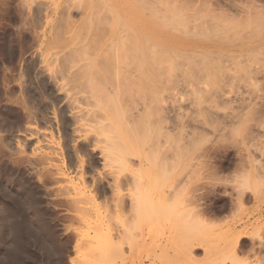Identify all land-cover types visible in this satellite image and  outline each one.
Segmentation results:
<instances>
[{
    "label": "rangeland",
    "instance_id": "1",
    "mask_svg": "<svg viewBox=\"0 0 264 264\" xmlns=\"http://www.w3.org/2000/svg\"><path fill=\"white\" fill-rule=\"evenodd\" d=\"M117 1L124 10L125 0ZM145 1L150 11H163L170 15V19L174 16L172 18L175 20L187 18L182 19L187 25L182 21L183 27L182 24L176 26L175 32L173 28L172 31H166L167 27H161L163 34L161 41L175 35L174 48L204 44L211 48L210 50L230 53L231 58V61H222L224 65H229L228 71L219 72L226 76L224 81L221 80L224 82L221 92L223 95L211 102V93L207 91L209 86L199 83V86L204 87L201 89L197 85L198 81H207L210 76L201 73L202 77L201 71L197 70L202 63L200 59L196 57L197 62L195 57L176 53L175 50L159 53L158 59L162 61L157 62V65H160L157 67L158 71L172 77L177 75L179 77L175 78L182 79V83L183 78L186 79L183 83L186 86H183L178 99L180 104H183L179 112L183 114L182 120L186 122L184 124L195 120L198 124L178 130L179 132L182 129L179 134H183L186 142L191 139V145L188 147L191 152L186 154L181 150L183 161L196 165L184 172V180L180 186L182 195L178 208L186 211V213L183 211L185 218L179 213L183 222L178 221L179 217L174 218L179 215L173 213L175 200L171 198L173 204L170 203L167 191H165L167 194H164L165 197L168 196L165 200L164 195L163 199L160 198L165 192L161 193L159 190H155V193L154 190L151 191L147 199L145 195L148 193L145 192V195L143 193L144 198L141 194L142 191H147L143 188L146 184L142 185V181L140 182L142 184L138 182V187L131 185L133 189L128 185L126 187L125 184L123 188H119L118 193H124L128 205L125 207L127 210H121L119 205L117 206L119 199L117 200L116 193L114 194L117 188L109 189V185L106 184L108 182L105 181L94 185L92 181L94 170L101 172L103 174L101 176L104 177L110 172L109 167L105 170L95 161L96 154L93 153L91 144H88L92 143L89 139L93 137V132L88 133L86 128L95 127L96 121L100 119L96 117L98 115H90V120L97 119L95 122L89 121L87 117L81 120L83 121L81 127L87 130L82 131L84 134H91L88 135L90 138L87 140L83 136L84 139L80 141H72L78 149L80 147L85 164V180L91 183L89 186L85 182L87 189L90 190V194L88 191L86 193L93 195L92 191L95 190V200L93 196L89 197L91 200L86 197L87 201H90L83 204L85 209L89 210L88 213H91V217L80 220L74 215L73 207H70L72 200H67L61 195V185L66 184V180L63 179L65 180L63 183L61 178L55 182L58 183L60 180L62 184L60 181L58 184L45 183L46 186L49 185V191L51 190L49 195L42 194L48 211L51 212L50 217L29 216L22 219L16 215L15 209L9 203L20 187L21 167L27 166V162L34 157L31 152L32 146L41 136L42 143L55 145L58 152L66 155L64 141L69 139L71 142L70 127L74 122L66 111L67 104L63 105L60 101L63 94L55 89V83L53 85V81L50 80V73L58 74L63 66L69 67L84 56L86 58L83 61H92V64L97 61L94 73L98 79L104 80L105 70L104 68L100 70L99 66L106 54L103 45L106 38L102 23L97 27L94 25L96 28L90 32L92 27L91 24L89 26L91 21L88 20L91 18L84 19L86 13L83 10H74L71 15L63 14L62 11L57 12L53 16V24L50 25L48 34L44 36L46 18L42 7L23 0H0V264H264V0ZM138 7L140 6L137 4V13L142 8ZM141 10L149 12L143 8ZM199 16L202 18L198 19ZM205 19L207 22L196 28V33L193 34L192 31L188 33L193 34L191 37H187L186 32L179 34L177 31H183L184 29L181 30L180 27L187 28L188 24L192 30L194 25ZM212 20L218 21L215 22L218 25L219 22L223 23L222 26L226 23L227 26H219L223 29L228 27L231 37L216 40V32L205 28L206 23H211ZM178 22L180 24V21ZM51 51L57 54H54L50 67H45L40 57ZM51 67L53 72H50ZM100 74L102 76H99ZM70 90L77 110L89 107L84 91L80 93L79 90ZM166 90L174 91L171 83L167 85ZM177 103L178 101H175V104ZM206 111L210 115L206 116ZM225 112L234 114L235 118L225 119L223 115ZM197 119L200 121L208 119L209 124H199L200 121ZM230 119L234 120L230 122ZM212 123L218 127L215 129ZM167 124L170 125V122ZM173 131L177 133V129L171 130L170 135H175ZM70 142L69 145L74 147L75 144ZM195 145L198 148H195ZM58 146L60 148L63 146V151ZM173 150L174 148H171L165 151V154H171ZM60 152L59 159L54 158L58 163L64 157ZM133 160L137 163L136 159ZM123 170V174L134 172L135 176L140 175L144 179L152 178L153 175L149 170L138 174L134 166ZM29 171H33L32 168ZM27 174L30 175L29 172ZM241 175H248L251 184L259 183L260 189L256 193L251 190V185L249 189L244 188L243 200L240 202L237 201L236 187L241 183L237 182ZM150 179L148 182L152 180ZM145 182L147 183V180ZM93 186H96L95 189ZM132 192L138 194L137 198L140 196L138 199L140 203L134 211L131 206L129 207L132 201L129 202V196L127 197L130 195L128 193ZM172 193L169 191L170 196H173ZM82 195L80 194L79 198ZM151 195L157 196L160 204L164 203L165 206L167 204V211L172 210L173 214L167 212L164 205H161V208L165 209L166 216L161 214L157 209L158 199ZM149 197L153 203L151 206L155 208L156 205L155 210L159 213L153 211L146 218L149 211L145 213L144 210H148L146 208L150 202ZM167 199L170 201L169 204ZM116 201L118 203L115 204ZM145 202L147 207L143 204ZM140 205H144L145 209L143 210L142 206L140 208ZM152 207L151 211L154 210ZM162 209L160 211H163ZM29 210L31 215L37 214L38 211L35 208ZM153 213L163 216L156 215L157 218ZM151 215L155 216V219ZM188 218L190 222L185 220ZM184 220L189 224L187 225Z\"/></svg>",
    "mask_w": 264,
    "mask_h": 264
},
{
    "label": "bare ground",
    "instance_id": "2",
    "mask_svg": "<svg viewBox=\"0 0 264 264\" xmlns=\"http://www.w3.org/2000/svg\"><path fill=\"white\" fill-rule=\"evenodd\" d=\"M23 1L27 3H34L35 5H38L44 9L45 18H46V26L43 31L44 36L48 34V29L50 28V25L53 24V20H54L53 16L59 11H62L63 14L68 13L69 15H71L74 10H81V11L83 10L84 13H86L83 18L84 19L91 18V20L90 19L88 20L89 22L91 21V23H89V26L91 24L90 27H92L90 29V32H93L94 29L97 26H100L101 23L104 24L106 43L105 44L102 43V44L105 45L106 54L103 58V62L101 63V66H99V69L101 70L102 68H104L105 70L104 72L106 75L104 80L98 79L97 74L94 73V69H95L94 67L97 65L96 64L97 61L96 63L93 64L92 61H88V62L87 60L83 61V59L86 58L84 56L79 58V60L76 63L70 65L69 67L63 66L58 74L50 73L49 75L47 70H45L46 74L51 77L48 78H50V80L53 81V85L55 83V87H56L55 89L60 91L59 93L63 94L62 95L63 97H61L60 101H62L63 105L67 104L66 111H68L67 112L68 116L72 118L71 121L74 122L73 125L70 127L72 129V131L70 132L72 133V136L70 135L71 142L68 141L69 139H66L64 141L65 144L63 142V144L65 145L66 155L64 154L62 155V153L59 151L61 155L64 157L60 155L62 158L59 160L61 162L58 163V161L56 162L54 159L55 157H58L59 159V152L54 147L55 145L53 146L42 143L43 141L40 140L41 136L38 133L39 130L37 131L40 137L37 140V143H35L31 148V152L34 157L32 156L33 159L30 160L29 163L27 162V166L21 167L20 169L21 173L19 174L20 187L17 188V193L15 194L16 196H14V198L9 203V205L15 209L16 215H18L22 219L28 218L29 216L31 217L39 216L41 218L50 217L51 212L48 211L49 210L47 208L48 205L46 204L45 197L42 194L45 193V195L46 194L49 195L50 194L49 192L51 190L49 191L50 187H48L49 185L46 186L45 183L47 182L54 183L55 181L61 178L62 180L63 179L66 180L65 186L64 184L61 185L63 187V188L61 187L62 189V191H60L61 195H64L65 199L67 198V200L68 199L72 200L73 204L70 202L72 206H70V204L69 206L73 207L72 209L74 210L75 213L74 215L77 216V218H79L80 220L89 218V216L91 217V213H88L89 210L87 211V208L85 209L83 204L91 200V198L89 197L95 196L94 195L95 190L92 191L93 195L92 194L88 195V193H86L88 191L90 194V190L87 189L88 188L87 185L89 183L86 182L87 179L85 180V176H86L85 164L83 162L84 160H82L81 157L80 147L78 149V147H76V144L74 142L78 140L80 141L83 138V136L85 139L88 140L91 136V134H88L90 135L88 136L87 133L84 134V131H82L85 128L81 127V123L83 122L81 120L83 119L85 120L88 118V120L92 122V120L94 119L90 120L91 118L90 115L92 116L98 115L96 117L97 118L99 117L100 119L98 118L99 120L96 119L97 121L96 120L93 121V122L96 121L95 127H93L91 124L93 128H86L88 129V133L89 131L93 132L92 134L93 137L90 138L91 140L89 139V141H91L92 143H88L87 141L86 142L89 145L91 144L90 145L91 149L93 153L96 154L94 156V154L92 153V155L96 159L95 161L101 164L105 170H107L106 167H109L110 172L108 174V172L106 171L107 174L105 175L104 173L105 175L104 177L101 176L103 175L101 172L94 170V168L92 167L93 168L92 171L94 170L95 172V173L92 172L93 173L92 181L94 185L100 183L102 184V182L104 183L105 181L108 182L106 184L109 185L110 187L109 189L117 188V190L114 189L113 190L115 191L114 194L116 193L118 195L117 196L115 194V197L117 198V200L119 199V203L117 201L114 203L115 204L118 203L117 206L119 205V208L121 210L126 209L125 207H127L128 205L124 193L121 194L119 192L121 195H119L118 193V191H120L119 188L122 186L124 187L125 184L126 187L127 185L130 187L131 185L133 187L134 186L136 187L138 182L139 184L143 183L142 185L146 184V187L143 186V188H146L147 191H142L141 193L143 198L145 192L148 193L145 195L147 198L149 193L153 190H154L153 193H155V190H159V192L161 193L167 191L168 194L165 192L162 195L161 193H158L156 191L158 194L161 195V197L158 195L160 198H162L164 194L165 195L167 194L169 196V197L168 196L165 197L164 195V200L167 197L168 199L170 198V201L172 199L175 200L174 202L173 201L170 202L167 199L168 204L169 202L174 203V204L172 203L174 206V207L172 206L174 212L172 210L171 212L167 211L168 206L167 204L165 206V204L163 203V205L165 206L164 208H166L167 212L170 213L176 212L175 215H179V213H181L183 214V215L180 214L181 217L184 216L183 218H185L186 211L182 208H181L182 210L178 208L180 205V198H181L180 196L182 195L181 193L182 188H180V186L182 185L184 180L183 179L184 172L187 171V169L194 168L196 165L195 163L191 164V162L189 161L187 162L183 161L182 159L183 152H181V150L185 151L186 154H189L191 152L190 149H188V147L191 145V139L187 140L186 142L183 139L184 138L183 134H179V132H181L182 129H185L188 126L191 125L194 126L197 123L195 120V121H189L187 124H184L186 122L182 120L183 114L179 112V109H182L183 104H180L178 99H180L183 86L184 87L186 86V84L185 85L183 84L186 79L183 78L184 80L182 83V79L181 80L176 79L179 76L176 75L177 76L176 77L173 75L174 77H172L168 74L166 75L165 72L158 71L157 67H160V65L158 66L157 62L162 61V59H158L159 53H165L175 50L176 53H181L183 55L185 54L187 56L195 57L196 61L197 58L200 59L199 61L202 63L200 69L197 70L201 71L200 74L201 73H204L206 75L210 74V76L207 81H203V82L198 81L197 85L199 86V83H203L209 86L207 91L211 93V97H212L211 102L216 101L217 97H221L223 95L221 92L223 91L224 88L223 87L224 82L222 81L226 79V76L224 73L219 74V72L224 70L228 71L227 68H229V65L226 66L224 65L223 62L231 61V58L229 57L230 53L220 52L219 50H210L211 48L205 46L204 44H197V45L193 44L191 47H186V48L180 46L174 48L173 43L175 44V40H176L174 37L175 35L169 36L168 39L161 41V37L163 35L161 33L162 31L160 30L161 27L164 28L167 27V29L169 28L168 30L166 29V31H172L173 28V32H175L176 29L174 28L176 26L178 27V25L182 24L181 26L183 27L184 23L185 25H187L186 24L187 22L186 21L184 22L182 20V19L187 20V18H181V20L178 18L177 20L180 21L179 24L177 20L172 18L174 16H171L170 19L169 17L170 15H167L163 11L160 12V10L158 11L156 9H154L156 11H150L149 6L146 7L147 5H145L146 3L145 0H125V1L122 0L123 3H125L126 10L125 9L122 10V7L119 5V1L117 0H55V1L52 0L50 2H47L45 0H23ZM137 4L138 6L142 7L143 10L145 9L148 10L149 12L148 13L144 11L141 12L142 8L139 9L140 7H138L139 13H137L136 12ZM97 6H99L98 9ZM95 9H97L96 12ZM179 17L181 16L179 15ZM200 18H202V16L198 17V19ZM92 19L95 20L93 21ZM203 22H207V20L205 19L204 21H199L197 25H194V28L191 26L193 28L192 30H190L191 28L188 27L189 26L188 24L187 28L180 27L181 30L184 29L183 31H179V30L177 31L178 33L186 32L188 35L187 37L189 36L191 37L194 33H196V28L203 26ZM215 22L218 21L212 20L211 23H206L207 25L205 26V28H208L216 32L215 35L216 40H221L222 38L229 39L231 37L230 35L231 33L229 29H227L228 27L227 28L225 27L224 29L222 28L224 26H227V24L225 23L224 26H222L223 23L219 22V25L222 26L220 27ZM94 25H96V27ZM220 30H222V32ZM190 31H192L193 33V34L191 33L192 35L188 34ZM184 33L181 34L185 36L186 33L185 34ZM54 54L57 53H53V51H51L50 53H45L41 55L40 61L42 62L43 65H45V67L46 66L50 67V64L53 63L52 61ZM51 70L52 71L50 70L49 71L53 72L52 67ZM99 76L102 75L100 74ZM169 83H171L172 88L174 89L173 92L166 90L167 85ZM199 88L204 89L203 86H199ZM70 89L79 90L80 93L84 91L87 94L85 95L87 101L86 100L85 101L86 103L89 102L87 104H90L91 107L90 105H89L90 108L84 107L86 109L84 110V108L80 106L81 109L79 108V110H77L78 109L77 105L76 107L74 106L72 95L69 93ZM226 99L228 100V98ZM175 101H178V103L175 104ZM200 109H210V108L200 107ZM54 110L56 109L54 108ZM205 115L206 116L210 115V113L206 111ZM223 115L225 119L235 118L234 114H230L227 112H225ZM153 116L155 118V121ZM207 120L202 119V121L199 120L200 122L199 121L197 122H199V124L200 123L209 124ZM233 120L234 119H232V121ZM156 121L159 125L156 123ZM168 121L170 122V125L167 124ZM232 121L230 119V122ZM155 124L157 125L155 126ZM212 124L215 127V129L216 127H218V125L215 126L216 124L214 123ZM179 128L182 129H180V131L178 132ZM86 129L85 132L87 131ZM170 129L171 130L177 129L178 134L173 131L174 132L173 134L175 135H170L171 132ZM218 129L219 128H217V130ZM79 132L81 133L83 132V134ZM166 132L167 134L169 132V135L165 134ZM31 133L33 134V132ZM37 133L35 135H37ZM44 140H46V138ZM69 142L74 143L75 146L74 147L73 145L70 146L71 144L69 145ZM69 146L72 147V149ZM58 148L60 147L58 146ZM171 148H174L172 153L171 154L169 153L170 155L165 154V151H168ZM195 148H198V146L195 145ZM60 150L63 151V146L62 148H60ZM133 159H136L137 163L134 162ZM133 166L137 168L138 174L139 172H142L144 170H149L153 174L152 178L150 177L152 180L150 178L144 179V177L142 178L140 175L135 176L134 172H129L128 174L122 173V171H124L123 170L124 168L131 169ZM30 168H32L33 171H29ZM26 171L29 172L30 175L27 174ZM45 175L46 178H44ZM241 176L239 177V179L241 178L240 180L237 179V182L239 181L241 183L240 185L238 184L239 186L237 185L236 187L238 190L237 201L240 202L243 200L242 198L244 195V188L247 189L251 185L250 187L252 188L251 190H254L256 193L259 192L260 189L259 183L256 182H253L252 184L250 183L251 180L248 178L249 177L248 175L247 176L241 175ZM149 179L151 180L150 182H148ZM65 180H63V183H65L64 182ZM145 180H147V183L145 182ZM59 181L58 183L61 182L62 184V181L60 182ZM141 181L142 183H140ZM85 182L87 183V185ZM58 183L55 182V184ZM133 183H135V185H133ZM90 185L91 183L89 184V186ZM95 187L96 186H93V189H95ZM148 188L151 190L149 191ZM169 191L173 192L172 193L173 196L169 195ZM247 191L248 190H246V192ZM83 193L84 194L86 193V195H84ZM80 194L81 195L83 194L85 197L82 195L79 198ZM128 194H130L127 195V197L129 196L128 201L129 202L132 201L130 202L131 204H129V207L131 206L132 211L137 210V208L135 207L138 206L137 205L138 203H140V201L138 200L140 196L137 198L136 195L138 194H134V192ZM86 197L89 198L90 200L87 201L88 199H86ZM155 198L158 199L160 204L159 198L157 196H155ZM84 199H86V201H84ZM94 200L92 199V201ZM135 201L136 202L139 201V202L134 203ZM149 201H150L148 202L149 204H147V202L143 203L145 205L146 204L148 205V207L146 205L147 207L146 210L148 209L147 211L144 210L145 209L144 205H140V208L142 206V209L144 210L145 213L149 211L148 215L147 216L145 215L146 218L149 216V213H152L153 211H155L156 213L159 211L161 212V214H165L164 212L165 209L163 207H162L163 209L161 208L162 204H160V208H159V204L156 202L158 204L157 209H159L158 211H156L155 210L156 205H154L155 208H153L152 200L150 199ZM150 206L154 210L151 211ZM29 208L38 209L37 214L33 213V215H31ZM160 209H162L163 211H160ZM114 210L115 208L113 209V211ZM179 210L181 212H179ZM156 213L153 214H155L156 216L158 215ZM180 215L175 216L174 218L179 217L178 221H180L183 219L180 218ZM53 216H54V212H53ZM155 216H152L153 219H155ZM158 216L160 217L163 215H158ZM158 216L156 217L158 218ZM146 218L144 217V219ZM149 219L147 220L149 221ZM185 220L190 222L189 218ZM185 220L184 222H186ZM189 222L188 223L186 222L187 225L189 224Z\"/></svg>",
    "mask_w": 264,
    "mask_h": 264
}]
</instances>
